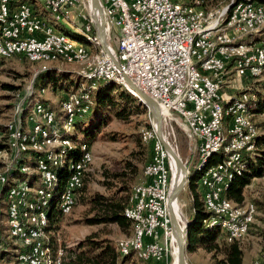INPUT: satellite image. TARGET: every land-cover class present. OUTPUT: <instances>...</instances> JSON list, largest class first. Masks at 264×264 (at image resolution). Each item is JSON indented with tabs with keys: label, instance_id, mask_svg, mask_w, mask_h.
I'll return each instance as SVG.
<instances>
[{
	"label": "built area",
	"instance_id": "1",
	"mask_svg": "<svg viewBox=\"0 0 264 264\" xmlns=\"http://www.w3.org/2000/svg\"><path fill=\"white\" fill-rule=\"evenodd\" d=\"M47 1L56 14L76 29L98 39L88 0ZM99 1L107 39L115 43V48H110L117 64L102 47L100 66L89 72H98L99 77L122 76L125 82L124 76H127L156 101L162 114L168 111L177 113L187 133L196 141V161L200 160L206 151L215 149L216 146L213 138L216 108L231 99L233 88L243 86V83H240V73L248 74V83L250 75H256V68H249V59L257 57L259 63V59L264 56V51L257 50V32L264 21V10L254 9V3H245L236 17L229 19V27L221 28V17L215 24H206L201 14H192V3L172 0ZM178 7H185V14H178ZM85 10L87 13L83 12ZM210 36H219L220 44H211ZM0 37H6L9 44L17 45L26 56H32L33 53L44 55L57 50L73 54L79 50L73 44L54 37L40 19L34 16L30 7L20 5V0H0ZM240 40H249V47H240ZM224 41H231V49H236L235 57H226V50H223ZM213 45H220V52H214L213 58H206V64L202 68H193L196 57H206V50H213ZM225 69H233V76H225ZM216 87H224L226 97H218ZM63 102L68 109L64 97ZM18 109H23L22 105L16 107L11 125L15 159L9 163L7 171L15 168L17 157L14 127ZM243 109L244 107L238 110L237 117L229 125L233 147L227 167L233 157L243 153L248 145L249 128L241 122ZM52 124H55V119H52ZM240 129H247L246 138H238ZM151 130H154L152 124ZM223 168H213L202 184L206 200L214 207L215 215H230L229 210L219 208L221 189H217V182H222ZM2 178L3 174L0 175V182ZM169 178L167 153L155 137V140L151 141L147 180H140L136 188L131 190L133 213L138 204V195L146 196L148 210V219L144 221L143 226L138 227L137 242L131 248L141 249L142 253L150 256L151 261L163 264L169 261L173 246L165 208ZM77 180V176L76 179L70 180L69 190L76 191ZM10 198L14 204V211L10 213L16 220L17 207L23 205V199L16 198V192L10 194ZM69 202L66 198V206L60 215ZM247 203L250 215L252 202ZM249 215L239 213L240 223L228 225L230 233H239L246 216ZM213 223L214 221H211L209 225ZM17 232L23 240L22 230ZM0 245L3 244L0 242ZM56 252L59 255V248ZM25 262H32L31 254L22 257L21 263L17 264ZM250 264H264V251L256 260H251Z\"/></svg>",
	"mask_w": 264,
	"mask_h": 264
},
{
	"label": "rangeland",
	"instance_id": "2",
	"mask_svg": "<svg viewBox=\"0 0 264 264\" xmlns=\"http://www.w3.org/2000/svg\"><path fill=\"white\" fill-rule=\"evenodd\" d=\"M232 0H230L231 2ZM33 8L34 2L38 6L39 12L42 18L48 20L54 27L58 28V24H61L57 20L54 21L49 11L44 6V0H26ZM229 2V3H230ZM261 3V2H259ZM264 4V3H261ZM228 3L224 0H219L217 6L210 7L211 11L201 13L202 17L206 19V23H212L221 19V26L223 28V20L228 10ZM208 9V10H209ZM33 10V9H32ZM87 13V11H83ZM37 15V14H36ZM65 21V20H64ZM80 20L78 24H80ZM59 29V28H58ZM61 30V29H60ZM72 33L78 35L79 33L71 28ZM60 32L59 30H56ZM264 31V25L259 30V32ZM257 32V33H259ZM65 33V32H64ZM66 34V33H65ZM67 37L75 42H79L84 44L85 47L91 48L92 44L89 41L85 42L78 41L68 34ZM74 35V36H75ZM261 37V35H259ZM219 38V36H216ZM93 39V38H92ZM94 44L97 49L102 50L99 45L97 39H93ZM243 45H249L247 40H242ZM109 45L112 48L114 47V41L108 40ZM264 42L258 43V45ZM100 52V51H99ZM99 52L92 50L87 56V59L83 62H66V61H38L33 62V65L29 63L27 60H24L20 55H13L10 58H6L3 60V64L0 65V124L4 123L5 125L13 123L16 107L24 106L25 94H29L31 92V78L34 77V72L42 69V65L50 66L51 68H59L71 71L73 74L67 75V81L69 84L65 82L69 91H72L76 88L84 86L87 87L90 80L89 90L95 89L97 86V81H106V79H95L89 77L81 76V71L90 70L93 67L94 60L99 56ZM40 62V63H39ZM57 65V66H55ZM226 70V75L233 76V70ZM22 74V77H19ZM79 74L80 76H78ZM31 75V76H30ZM70 75V76H69ZM86 79V80H85ZM108 81V80H107ZM113 81V80H110ZM115 82V81H113ZM114 90L112 94L114 97H117V94L120 91H123V88L130 93L131 98L127 101V104L124 105L123 101L118 99V104L116 107L107 108L104 113L100 116H97L94 112L91 113L84 118L82 121V129L74 130L71 125L63 126L62 131L64 133H60L64 137H66L67 133L70 136L77 138V141H81L84 139V130L88 128L92 133L90 136V145H87V149L89 151V168L83 175L82 184L84 177L87 172H89L85 178V183L83 189L80 191L77 201H76V192H75V204L69 213L62 214L61 218L58 222V227L56 228L55 234V243H49L50 231H47V239L46 242L49 246L51 253L57 254L56 249L59 248V252L64 254L65 252V260L68 261L71 254L74 251H80L85 249L86 247H82L78 250L79 243H82L85 239H94V240H102V239H110L114 244L117 241V248L119 251V244L128 236L126 234L129 232L122 231L115 224H96L89 225L86 222V219L92 216V208L90 199L95 194H103L106 196L111 195H123L125 193L122 189L127 190V196L131 194V187L138 184L140 180L144 178L143 168L144 165L148 162L150 155V147L151 143L149 141L143 140V133L150 129L148 125L152 124L151 116L149 111L143 106L139 101L138 97H136L130 89L125 88L121 83L115 82ZM240 83H243L241 88H233L231 95V99L229 102L239 98V93L241 91H258V93L264 92V69L262 73L257 77H250V83H248V74L241 73L240 75ZM78 84V85H77ZM81 84V85H80ZM19 87V91L17 88L13 89L12 87ZM123 87V88H122ZM249 87V88H248ZM19 92V96L16 98V93ZM67 91H59V90H50V89H42L40 91V95L44 99H48L49 105L51 107H56L61 110V104L63 102V97L66 98L68 93H64ZM74 93L75 97L79 98V93H82V90H78ZM220 94L222 97H226V90L224 87H220ZM15 95V97H14ZM235 95V96H234ZM14 97V98H13ZM61 98V99H60ZM60 99V101H59ZM13 102L14 105V114L12 116L13 109L8 105ZM124 105V106H123ZM121 107H124L121 109ZM46 110H52L49 106L45 107ZM87 111V110H86ZM83 112V113H86ZM119 111V112H118ZM55 113V112H54ZM162 113V112H161ZM23 112L20 115V109L17 110L16 124L15 126H19L21 122L25 124L29 128L31 125L36 123H43L41 115V107L38 104H34L32 109L27 113V115L22 118ZM11 118V119H10ZM10 119V120H9ZM38 120V122H34V120ZM75 118L73 117L72 120ZM225 119V118H224ZM8 120V121H7ZM253 120L258 126V131L264 133V111L262 113L256 114L253 116ZM63 121V120H62ZM3 125V126H5ZM58 125V122H57ZM62 125V124H61ZM226 125V120L223 122V126ZM91 126H94L91 128ZM58 127L61 128L59 125ZM24 128V129H25ZM162 130L165 135L167 141L171 144L177 155L181 158L182 162L185 163L187 169L190 170L198 165V161H196V141L187 133L185 125L179 115L173 111H168L167 113L162 114ZM76 146V145H74ZM71 146V147H74ZM79 150H81V145L78 144ZM19 148L16 144V162L20 158L28 157L29 154L26 151H17ZM10 150L8 153L1 154L0 156V172L8 174L13 170L10 169L7 171L9 163L12 159H15V146L14 142L10 144ZM66 158L65 155L62 154V159ZM146 160L142 167V161ZM87 162V163H88ZM142 167V170H141ZM173 166L170 163V172L172 174ZM31 173L30 170L27 171V175ZM118 175V178H116ZM143 177V178H142ZM24 178L29 179V176H25ZM24 181H17V186L25 185ZM65 182V179L63 183ZM34 184H37V180H34ZM81 184V185H82ZM81 185L79 187H81ZM195 190L201 192L202 180L198 179V183H195ZM79 189V188H78ZM77 191V190H76ZM204 192V191H203ZM252 198H257L264 201V180L260 179H252L249 184H247L243 189V203H239L242 205L248 204V201H251ZM203 201V194H202ZM3 202V199H1ZM190 203H191V195L190 192L186 188V184L183 189L177 195V204L178 208L182 214L183 221H180V224H184V220L188 218L190 213ZM238 204V203H235ZM253 204V203H252ZM254 205V204H253ZM262 213L258 208L255 217V224L250 228L249 233L243 238V259L246 260L245 250L247 248L256 249L260 245V243H264V240L260 236V233L257 230V227L261 225V221L259 219V215ZM60 214V213H58ZM1 216V214H0ZM0 220L4 221V226L6 227V212L5 207L3 208V215ZM220 238L221 235L219 234ZM90 240L87 243H90ZM62 245V246H61ZM11 244L5 245L4 249L1 251L7 252V256L0 257V264H14L13 257L15 250L12 249ZM64 249V250H63ZM263 251V250H260ZM257 251L256 255L258 254ZM186 264H212L210 259V255L204 252L202 249H195L192 252H186ZM255 257V256H254ZM252 257L251 260L254 258ZM257 257V256H256ZM137 258L134 254L131 256H127L125 259L118 261L117 264H141L140 261H137ZM148 264H163V263H151ZM167 264H175V244L173 241V246L171 249V254L169 256V261ZM250 264V262H249Z\"/></svg>",
	"mask_w": 264,
	"mask_h": 264
},
{
	"label": "bare ground",
	"instance_id": "3",
	"mask_svg": "<svg viewBox=\"0 0 264 264\" xmlns=\"http://www.w3.org/2000/svg\"><path fill=\"white\" fill-rule=\"evenodd\" d=\"M245 3H254V9L264 10V4L259 3L254 0H232L228 5L227 13L224 15L223 28L229 27V19H234L238 12L244 8ZM20 5H26L30 7L27 2H21ZM46 9L51 14L55 22L57 20H65L60 15L54 12L53 7L49 4L47 0L44 1ZM192 3V14H200L197 10L193 8ZM31 8V7H30ZM32 11V9H31ZM33 13V12H32ZM34 14V13H33ZM178 14H185V7H178ZM34 16H37L34 14ZM38 17V16H37ZM202 17V15H201ZM42 22L43 26L57 39L72 43L68 37L62 33L56 31L51 25H45L40 17H38ZM204 18V17H203ZM67 21V20H65ZM206 22V19H205ZM217 21L208 23L215 24ZM207 24V23H206ZM71 25V24H70ZM264 25V21L261 25ZM220 27L221 19H220ZM260 30V29H259ZM258 30V32H259ZM81 31V30H80ZM83 32V31H81ZM85 38L90 43H94V38L88 33L83 32ZM93 38V39H92ZM98 43L99 40L97 39ZM242 41V40H240ZM211 44H220V37L210 36ZM100 45V43H99ZM79 50L73 54H68L64 50L49 51L47 54L42 55L41 53H33L32 56H26V54L15 44H9L6 37H0V57H12L13 55H23L28 60L33 62L38 61H66V62H83L87 59L88 54L90 53V48L82 46H76ZM240 47H249V45H243L240 42ZM102 48V47H101ZM223 50H226V57H235L236 49H231V41L223 42ZM257 50L264 51V43L258 45ZM100 51V50H99ZM214 52H220V45H213V50H206V57H196L193 61V68H202L206 64V58H213ZM101 63V54L94 60L93 67L90 70H95L100 66ZM249 68H256V75H250V77L259 76L264 69V56L259 59L257 57H250L249 59ZM90 70L81 71V76L95 78V79H106L113 80L115 82L121 83L125 88L127 87L126 82L122 76H98V72H89ZM88 72V73H85ZM241 75V73H240ZM226 76V69H225ZM81 94V93H79ZM134 94V93H133ZM135 95V94H134ZM216 95L222 97L220 94V87H216ZM87 94L79 95L77 99L74 93H68V96L65 98V102L68 105V109L65 108L64 102L61 104V111L64 113V124L71 125L74 115V107L76 104H79L82 97L87 98ZM136 96V95H135ZM254 98L253 95L249 93H243L239 98L229 102L225 101L223 105H219L216 108L215 112V123L213 127V138L216 141L215 149H210L206 151L200 158L197 167L202 169L200 178L202 183L205 182L206 175L213 168H223L222 169V182H217V189H221L219 193V208L223 210H229L230 215H215L214 207L212 204L206 200V194L203 192V205L206 211H208L211 216L208 220V223L214 221L213 224L222 230L228 238L242 239L247 235L250 224L255 220L256 209L253 204H251V213L249 215L248 204H235L230 199L225 197L224 191L228 185V181L233 177V173H240L245 164L243 163V154L252 152L254 149V137L258 133V129L253 120L252 113L249 112V101ZM41 107V117L43 123L39 122L34 125H31L29 128L21 129L20 125L14 127V138L16 139V144L18 146L17 151H27L33 150L37 151L42 155V158L39 159V175L38 180L43 185L40 188H31L28 186L26 178H17L14 181V184L7 187L4 192V198L6 201V220L3 228V235L5 238L10 240L12 243V249L15 250L13 261L14 264L21 263V258L25 256H30L32 262H25V264H61V253L53 254L51 253L49 246L46 242L47 239V228L51 225L53 217L50 215H57L63 211V208L66 206V198L70 200L67 207L64 209L63 214L69 213L75 203L74 199V190H69L70 180L76 179L77 176V185L78 188L82 183V178L84 173L89 168V151L87 149V144L81 143V155L78 156V159L71 158L67 153L66 149L68 146H74L75 143H72L70 139L66 136L64 137L58 131H56L52 124V119H54V113L50 110H46L44 106L38 104ZM82 112L87 110L86 106H79ZM244 107L241 114V122L249 128V139L248 145L246 146L243 153L233 157V161L229 165V158L231 157V149L233 147V138L230 133V123L235 120L238 114V110ZM225 118V119H224ZM226 120V125L223 126V122ZM35 121V120H34ZM13 123L7 124L6 129L0 130V156L1 154L8 153L10 150V144L13 143ZM247 129H240L238 131V138H246ZM143 140L151 141L155 140L154 130L148 129L143 133ZM15 146V145H14ZM69 150V149H68ZM222 151L224 158L221 162L216 164L207 165L206 161L209 156L213 153ZM62 154L66 158L62 159ZM84 156V157H83ZM83 157V160L80 159ZM13 160V159H12ZM47 161V163H46ZM88 162V163H87ZM148 163V162H147ZM147 163L143 168V180H147ZM57 165H66L69 168V172L65 178V182L60 190H54L53 185L56 181V175L52 170L54 166ZM50 166V167H49ZM78 166V168H77ZM173 166V179L177 180L179 174L175 171V166ZM197 169V168H196ZM170 170V164H169ZM28 167H20V172L27 173ZM3 174L2 181L0 182V189L4 183L7 181V175ZM17 181H24L25 185L23 187L17 186ZM170 181V178H169ZM140 183V182H139ZM138 183V184H139ZM134 185L131 190H134L136 186ZM51 187V189H49ZM168 190V189H167ZM16 192V198L23 199V205H18L17 207V217L18 219L14 220L13 214L10 212L14 211V204L10 198V194ZM174 210L176 212L177 221L180 224V221H183L182 214L178 208L177 198L174 202ZM124 215L131 221L132 225V234L126 237L119 244V252L121 254H134L137 258L141 260H151L150 256L142 253L141 249L131 248L137 242L138 227L143 226L144 221L148 219V210H147V200L145 195H138V204L135 206V213L132 210L131 194L129 196V202L124 208ZM241 215L246 216L245 222H243L242 229L239 233H230V228L228 225H237L240 223ZM17 230H22V236L17 232ZM1 241V233H0ZM24 243L26 245H24ZM5 245H0L1 249H4ZM58 249V248H57ZM56 249V250H57ZM34 250V252H32ZM56 252V251H55ZM261 255V254H260ZM257 257L252 260H256Z\"/></svg>",
	"mask_w": 264,
	"mask_h": 264
},
{
	"label": "trees",
	"instance_id": "4",
	"mask_svg": "<svg viewBox=\"0 0 264 264\" xmlns=\"http://www.w3.org/2000/svg\"><path fill=\"white\" fill-rule=\"evenodd\" d=\"M21 2L26 0H20ZM172 1H178L182 3H193V8L197 10L200 14L204 12L211 11L212 9H209L210 7L217 6L219 0H172ZM226 3H229L230 0H224ZM261 3H264V0H254ZM28 3V2H27ZM209 9V10H208ZM202 15V14H201ZM70 27V26H69ZM72 28V27H71ZM61 30L68 34L70 37L78 40L83 41V37L81 34L79 36L81 39H79L78 35H75V33H72V30L62 26ZM75 35V36H74ZM261 35V37L259 36ZM249 42V40H247ZM257 43L264 42V31L257 33ZM24 60H27L29 63L33 65V61L28 60L25 56L20 55ZM10 58V57H7ZM6 59V57H0V65L3 64V60ZM41 62V61H40ZM39 62V63H40ZM57 66V65H55ZM227 70V69H226ZM73 74L69 70L60 69V67L57 68H51L50 66L42 65V69L34 72V77L31 78V92L29 94H25L24 99V106L23 109H20V115L23 112L22 118H24L27 113L32 109L33 105L35 104H41L44 107L49 106L52 110H54V119L55 124L53 125L54 129L58 131L59 133H64L62 130L63 124H64V113L56 107H51L48 103V99H44L40 95V91L42 89H52V90H59V91H67L64 93L69 92H76L78 90H82V93L79 95H84L85 93L88 95L87 98L82 97L80 99V103L76 104L74 107V115L75 119L72 121L71 124L74 130H81L82 129V121L86 116H88L91 111L94 112L97 116H100L104 111L109 107H116L118 99L123 101V104L126 105L129 98H131L130 93L127 92L126 89L123 87V91H120L117 94V97H114L112 94V91L114 90V84H117L113 81L106 80V81H97V86L95 89L89 90V84L90 80H87L89 84L87 87L82 86L76 88L72 91H69V88H67V85L69 84V81H67V75ZM19 77H22V74H19ZM80 76L79 74H77ZM31 76V75H30ZM70 76V75H69ZM81 77V76H80ZM82 78V77H81ZM86 80V79H85ZM65 82L68 84L66 85ZM78 85V84H77ZM13 89L17 88V91L19 87H12ZM264 88V87H263ZM19 92L16 93V98L19 96ZM243 93H249L254 96L249 101V112L252 113V116L262 113L264 111V92L258 93V91H254L252 89L251 91H241L238 96H241ZM15 97V95H14ZM13 97V98H14ZM61 99V98H60ZM59 99V101H60ZM63 100V99H62ZM86 106L87 111L86 113H83L80 109V105ZM14 103L11 102L8 106L13 109L12 116L14 114ZM123 105V106H124ZM124 107H121L123 109ZM119 112V111H118ZM10 118V119H11ZM253 118V117H252ZM9 119V120H10ZM63 120V121H62ZM8 121V120H7ZM58 122V125H57ZM255 122V121H254ZM62 124V125H61ZM256 124V123H255ZM4 123L0 124V130L6 129L7 125ZM61 126L58 127V126ZM21 129L25 128V124L21 122L20 124ZM94 126H91V128ZM148 127H151V124L148 125ZM256 127L258 128L257 124ZM26 128H28L26 126ZM25 128V129H26ZM63 128V129H62ZM65 130V129H64ZM91 131L86 128L84 130V139L81 141H77L74 137L70 136L69 133H67V137L70 139L72 143H75L76 146L71 147L68 146L66 149V153L73 159H78V156L80 157L81 151L79 150L78 144L85 143L87 145H90V136L92 133ZM254 149L252 152L244 153L243 154V163L245 166L240 171V173H233V177L228 181V185L224 191L225 197L230 199L234 203H243V189L244 187L250 183V181L254 178L261 177L264 174V133L259 132L254 137ZM1 146V143H0ZM69 149V150H68ZM29 156L25 158H20L15 165V168L7 175V181L3 184V186L0 189V214L1 218L3 215V208L5 207L6 212V201L4 198V192L7 187L14 184V181L17 178H24L25 176L30 177V181H27V184L31 188H40L43 185L38 180L39 175V159L42 158V155L33 150H27ZM224 153L222 151H218L213 153L211 156L208 157L206 161V165L216 164L218 162H221L224 158ZM147 160V159H146ZM146 160L143 159L142 161V167ZM47 163V161H46ZM25 166L28 167V170L31 171L29 175L27 173L20 172V167ZM50 167V166H49ZM141 167V170H142ZM197 168V169H196ZM56 175V181L54 183V187L52 191L54 190H60L63 186V181L67 176V173L69 172V168H67L66 165H57L54 166L52 169ZM202 172L201 168L197 167V164L193 168L189 170L186 188L190 192L191 195V203H190V213L187 218V228H186V235H185V250L186 252H192L197 248L202 249L204 252L208 253L210 255V259L212 261V264H243L242 258H243V238L242 239H235V238H228L225 233L220 230L219 227L215 225H209L208 220L211 216V214L205 210L203 201H202V194L200 192H197L195 190V183H198V179L200 178V174ZM89 172L86 173L83 184L81 187L76 188L77 191L74 190V199H75V192H76V201L77 197L80 193V191L84 187L85 178ZM116 178H118V175H116ZM83 179V178H82ZM34 180H37V184H34ZM51 189V187L49 188ZM132 189V187H131ZM125 193L123 195H111L106 196L103 194H95L91 199V208H92V216L86 219L87 224L89 225H96V224H115L117 227H119L122 231L128 232L126 236L131 234L132 231V223L131 221L124 215L123 211L126 205L129 202V196H127V190L122 189ZM1 199H3V202H1ZM251 202L254 204L256 212L257 208L262 212L259 215V219L262 222L259 227H257L258 232L260 233V236L264 240V201L252 198ZM75 204V203H74ZM257 215V214H256ZM255 215V217H256ZM54 216V217H53ZM60 214H53L50 215V217H53L51 225L47 228V231H50V237H49V243L54 244L55 243V230L58 227L59 219L61 218ZM4 221L0 220V233H1V243L4 245L11 244V241L5 238V235H3V228H4ZM255 224V220L250 224V227ZM221 235L219 238L218 235ZM90 239H85L82 241V243H79L78 250L80 248H84L80 251H74L73 254H71L68 261L65 260V252L61 255V264H117L118 261L125 259L127 256H131L132 254H121L118 251L117 248V241L113 244L110 239H102V240H90V243H87ZM62 246V245H61ZM0 248V257L7 256V252L1 251ZM64 250V249H63ZM258 250L264 251V243H260L258 246ZM257 250V251H258ZM137 261H140L141 264H148L147 262L151 263V260H141L137 259ZM157 263V262H154Z\"/></svg>",
	"mask_w": 264,
	"mask_h": 264
},
{
	"label": "water",
	"instance_id": "5",
	"mask_svg": "<svg viewBox=\"0 0 264 264\" xmlns=\"http://www.w3.org/2000/svg\"><path fill=\"white\" fill-rule=\"evenodd\" d=\"M88 1L90 6L91 18L98 40L103 49L110 56L112 61L117 64V59L108 43L101 3L99 0ZM124 78L127 82L129 89L136 95V97H138V101L149 111L155 137L159 140L163 149L166 151L169 164L172 163L175 166L176 173L179 174V178L175 180L173 179V175L170 172V181L165 199V208L169 219L171 236L175 244V264H186L185 235L187 228V220L185 218L184 224H179L176 218V212L174 210V202L179 192L187 183L189 170L187 169L185 163L182 162L181 158L177 155V153L163 134L162 113L156 101L149 97L134 83H132V81L127 78V76H124Z\"/></svg>",
	"mask_w": 264,
	"mask_h": 264
},
{
	"label": "crops",
	"instance_id": "6",
	"mask_svg": "<svg viewBox=\"0 0 264 264\" xmlns=\"http://www.w3.org/2000/svg\"><path fill=\"white\" fill-rule=\"evenodd\" d=\"M45 1V0H44ZM22 2H24V1H22ZM20 3H21V1H20ZM29 4V3H28ZM30 5V4H29ZM33 5V8L31 7V9H33L32 10V12L36 15L37 14V16L38 17H40L41 18V20L43 21V23L46 25H51L54 29H56V30H59L60 32H62V33H64L62 30H60L61 29V27L62 26H65V27H67V28H69V29H71V27L74 29V30H76L79 34H81V36L83 37V39H84V41L85 42H87L85 39V35L83 34V32H81L79 29H76L74 26H72V25H70V23L68 22V21H64V20H62V21H59L61 24H58V28H56V27H54L48 20H46V19H44V18H42V16H41V14H40V12H39V9H38V6L36 5V3L34 2V4H32ZM45 6V5H44ZM46 8V7H45ZM70 26V27H69ZM65 34V33H64ZM66 35V34H65ZM67 36V35H66ZM69 39V38H68ZM72 43H74L76 46H82V45H84V44H81V43H79V42H75V41H73V40H71V39H69ZM90 43V42H89ZM92 44V47L90 48V51L92 50V52L93 51H96V53H98L99 52V49H97V47L95 46V44L94 43H91ZM101 48V47H100ZM102 49V48H101ZM233 69H231L230 70V73H231V71H232ZM226 76H228V75H226ZM249 88V87H248ZM231 96H233V95H231ZM235 96V95H234ZM143 178V177H142ZM254 179H260V180H264V174L261 176V177H257V178H254ZM142 180V179H141ZM203 184V183H202ZM201 194H203V189H202V186H201ZM192 198V197H191ZM198 250H199V248H197ZM196 249V250H197ZM257 250H258V248H256V249H253V248H247V250H245V254H246V257H247V259L246 260H244L243 258H242V263L243 264H249V262L251 261V258L252 257H256V256H259L260 254H262L263 253V251H259L258 252V254L256 255V253H257ZM254 257V258H255ZM195 264V263H194Z\"/></svg>",
	"mask_w": 264,
	"mask_h": 264
}]
</instances>
